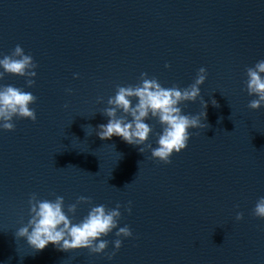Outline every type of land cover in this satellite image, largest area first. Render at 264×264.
<instances>
[{"label": "water", "instance_id": "1", "mask_svg": "<svg viewBox=\"0 0 264 264\" xmlns=\"http://www.w3.org/2000/svg\"><path fill=\"white\" fill-rule=\"evenodd\" d=\"M17 44L37 64L35 84L12 74L0 84L36 96V120L0 129V264H264V218L251 214L264 196V106L247 107L256 97L244 83L245 67L264 59V0H0V58ZM202 66L200 96L180 107L197 114L205 101L207 124L189 129L170 163L96 135L117 84L146 72L184 88ZM145 123L154 129L145 144L157 147L161 125ZM31 193L65 205L90 197L68 214L74 223L119 202L118 227L132 236L111 259L115 229L102 253L52 243L35 251L15 237Z\"/></svg>", "mask_w": 264, "mask_h": 264}, {"label": "clouds", "instance_id": "2", "mask_svg": "<svg viewBox=\"0 0 264 264\" xmlns=\"http://www.w3.org/2000/svg\"><path fill=\"white\" fill-rule=\"evenodd\" d=\"M165 67L170 65L165 63ZM36 68L33 57L25 54L23 48L17 44L10 53L0 58V80L6 74L18 75L25 78L27 87H31L35 84L33 77L36 76ZM73 75L75 77L78 74ZM206 75L205 67H200L194 81L184 88L175 84L163 87L155 76L149 77L146 72L140 73L135 84H117L115 94L107 99L108 106L100 111L109 118L108 122L97 126L96 135L102 140L111 139L115 135L128 144L144 145L138 149L139 152L144 153L145 149H149L152 158H157L165 164L170 163L172 153H178L187 146L189 129L206 127L207 123L201 120V117L206 118L205 101L202 100L204 111L197 114H183L180 107L185 101H196L200 96L199 86L205 81ZM245 75L246 91L250 96L256 97L249 101L247 107L259 109L264 106V59L258 60L252 66H246ZM133 99L136 101L134 104ZM36 100V96L23 88L0 84V129L14 130V118L35 121V109L29 105ZM101 100V97L97 98V102ZM211 103L219 106L215 99H212ZM149 118L156 119L161 125V131L154 133L157 135V147L145 144L149 134L154 132L153 126L145 123ZM85 127L92 128L91 125ZM90 201V197L77 196L75 202L65 205L63 196L56 195L50 200L40 199L36 193H31L27 201L29 218L16 230L15 237L25 238L27 244L35 251L43 250L52 243L62 251L86 248L89 253H102L109 244V241L102 237H106L115 229L114 235L117 238L112 241L113 251L106 253L108 259H111L121 247L120 237H130L132 231L128 225L118 227L121 218L119 202L114 208H107L103 204L91 206L87 214L74 223L68 214H75L80 203ZM125 210L131 211L130 207H125ZM251 214L264 218V196L256 200ZM242 218L243 213L236 212L235 219L239 221Z\"/></svg>", "mask_w": 264, "mask_h": 264}]
</instances>
